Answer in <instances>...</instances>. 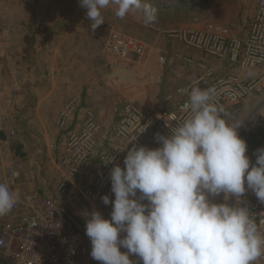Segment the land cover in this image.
I'll return each instance as SVG.
<instances>
[{"label": "clouds", "instance_id": "clouds-1", "mask_svg": "<svg viewBox=\"0 0 264 264\" xmlns=\"http://www.w3.org/2000/svg\"><path fill=\"white\" fill-rule=\"evenodd\" d=\"M79 4L92 31L104 23L102 10L109 7L121 19L136 14L145 26L157 20L149 0ZM178 91L188 96L181 106L185 116L170 135H157L161 147L134 146L123 168L112 167L111 218L99 211L85 214L90 255L102 264H138L130 255L142 264H260L264 231L248 207L241 206V197L250 190L264 203V147L255 151L252 163L237 131L241 124L222 118L215 89L194 85ZM221 193L225 202H212L210 197ZM230 198L235 206L227 203ZM19 199L17 191L0 183V216ZM101 199L110 203L106 195Z\"/></svg>", "mask_w": 264, "mask_h": 264}, {"label": "crops", "instance_id": "crops-1", "mask_svg": "<svg viewBox=\"0 0 264 264\" xmlns=\"http://www.w3.org/2000/svg\"><path fill=\"white\" fill-rule=\"evenodd\" d=\"M31 1L0 0V183L3 181L5 168L15 165L20 175V182L14 189L20 194L19 200L29 191H47L55 196L57 202L60 200L67 206L69 197L73 194L71 191L75 187L79 189L80 184L76 182L67 195H58V163L63 155L68 133L78 130L81 119L77 115H82V110L92 111L101 126L102 141L127 155L129 147L114 136L117 120L112 124L114 116L118 119L123 101L109 92L112 91L111 85L129 87L133 84L136 88V81L115 78L106 67L104 71L109 73L102 77L99 73L103 71L104 64L97 61L95 55L90 58V63H84L83 54L94 53L92 34L78 33L69 26L56 28L53 23L46 30L45 26L41 27L44 21L40 25L37 20L36 34L40 38L33 49L37 55L34 60L30 58V47L25 44L24 37L34 34L33 20L40 18L33 12ZM44 39L46 43L39 46V41ZM174 45L172 49L160 51L164 55V77L157 82L158 90L164 92L157 102L162 106L177 100L176 89L196 82L200 87L213 77L228 73L242 81L264 75V67L244 71L178 43ZM180 57L205 63L208 68H212L213 76L208 77L205 71L186 64ZM138 87L142 88L139 82ZM140 88L136 89L131 103L138 105L145 113L155 112L152 110L155 104L141 99ZM72 99L77 101L76 115L65 129L59 131L54 126L55 119ZM242 103L243 116L250 118L248 135L254 137L247 156L254 163L255 151L264 147V93H253ZM84 200L79 199L85 203L83 205L90 206V211L94 208L93 205H98ZM211 200L214 203H224V194L211 197ZM98 206L102 214L104 207Z\"/></svg>", "mask_w": 264, "mask_h": 264}, {"label": "built area", "instance_id": "built-area-1", "mask_svg": "<svg viewBox=\"0 0 264 264\" xmlns=\"http://www.w3.org/2000/svg\"><path fill=\"white\" fill-rule=\"evenodd\" d=\"M163 33L169 41L198 51L208 58L224 61L230 67L251 71L264 66V0L257 2L249 31L241 38L228 37L213 27ZM121 41L123 42L122 39ZM180 58L186 64L205 71L208 77L213 76L212 68H208L205 63L188 57ZM114 60L113 58L108 65L111 75L129 80L128 73L120 69V66L114 65ZM194 85L198 86V82L176 89L175 102H168L159 111L150 114L145 113L134 103H123L114 126V136L129 149L134 146H146L150 149L161 147L157 135H170V128L175 127L176 122L185 116L181 106L187 101L188 96L178 90H190ZM200 88L215 89L214 100L223 108L222 118L227 119L234 108L250 95L264 93V75L257 79L242 81L234 74L228 73L213 77ZM77 107L76 99L69 101L58 113L54 122L55 128L65 129L76 115ZM173 116L176 117V121H173ZM80 119L78 130L69 132L65 141L64 152L58 163L60 180L56 193L60 196L65 195L76 182H79L81 197L103 206L107 212L105 219H110L111 201L115 199L111 191L110 172L117 164L124 167L126 155L117 147L109 143L106 145L102 141L101 126L92 111L82 110ZM249 120V117H245L234 123L241 124L237 131L245 142ZM109 160L111 163H107ZM19 178L16 166L9 165L5 168L2 183H7L14 190L20 182ZM105 195L110 200L108 205L101 199ZM137 195L139 196V193ZM241 201V206L248 207L258 226L264 231V203H261L250 190L241 197ZM228 203L235 206L236 200L230 198ZM120 250L127 251L124 248ZM90 252L91 243L86 235V229L69 218L55 196L47 191L26 192L14 208L0 219V264H102L94 260ZM136 258L138 257L130 255V259ZM260 264H264V258Z\"/></svg>", "mask_w": 264, "mask_h": 264}, {"label": "rangeland", "instance_id": "rangeland-1", "mask_svg": "<svg viewBox=\"0 0 264 264\" xmlns=\"http://www.w3.org/2000/svg\"><path fill=\"white\" fill-rule=\"evenodd\" d=\"M258 1L149 0L157 9V20L155 23L147 26L143 24L136 14H129L123 19L118 18L113 9L109 7L102 10L104 23L92 31L90 29L91 21L86 17V9L80 6L79 0H32L33 12L38 14L40 18L33 20L32 29L35 32L33 35L24 37V42L30 47L29 57L34 60L37 53L33 49L37 46L40 38L36 34L37 20H39L40 25L44 21V25L41 27L45 26L46 30H48L49 24L55 23L56 28L69 26L70 28H74L78 33L91 32L94 53L83 54V62L90 63V58L95 55L97 61L104 64L103 71L99 73V75L104 77V75H108L109 73L108 71H104L105 67L108 70V65L114 58V65H118L120 69H124L128 73L127 78L130 81H136V88L133 87V84L129 86L130 88L123 85H111L112 91L110 90L109 94L114 93L117 95L120 101H123L122 103L127 101L132 102L130 100L137 92L136 89L140 88L138 87L139 82L142 85V88H140L142 91L141 99H147L148 103L155 104L152 110L156 112L164 107L160 102H157L159 97H163L164 92L163 90H158L159 84L157 82L164 77V55L160 51L166 48L172 49L176 43L169 41L163 31L200 30L206 27H213L219 29L228 37L241 38L249 31ZM151 27L158 30H153ZM43 43H46L45 39L39 41V46H42ZM242 104L234 108L230 116L225 119L228 123L234 124L248 117L243 116ZM152 110H149V112ZM79 117L80 115H77V118ZM116 120L117 117L114 116L112 124ZM71 193L73 194L69 197L70 202H68L67 206L63 202H60V200L58 201L60 207L80 227H86L85 214L92 211H99L101 213L100 207L93 205L92 207L94 208L90 211V206L83 205L82 203L85 200L81 199L82 197L77 187ZM75 197L77 198L75 199ZM79 199L83 201H79ZM102 214L106 217L107 212L102 209ZM133 261L142 264L138 258Z\"/></svg>", "mask_w": 264, "mask_h": 264}, {"label": "trees", "instance_id": "trees-1", "mask_svg": "<svg viewBox=\"0 0 264 264\" xmlns=\"http://www.w3.org/2000/svg\"><path fill=\"white\" fill-rule=\"evenodd\" d=\"M253 138H254V137H253L251 134H249V135L246 136L247 150H248V151H250V148L252 147V141H254ZM74 222H75V221H74ZM75 223H76V222H75ZM76 224H78V223H76Z\"/></svg>", "mask_w": 264, "mask_h": 264}]
</instances>
